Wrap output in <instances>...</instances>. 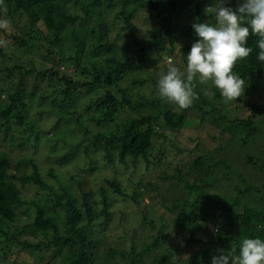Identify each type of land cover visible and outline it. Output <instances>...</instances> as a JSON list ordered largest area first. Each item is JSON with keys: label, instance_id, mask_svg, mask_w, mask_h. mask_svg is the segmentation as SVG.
Instances as JSON below:
<instances>
[{"label": "trees", "instance_id": "trees-1", "mask_svg": "<svg viewBox=\"0 0 264 264\" xmlns=\"http://www.w3.org/2000/svg\"><path fill=\"white\" fill-rule=\"evenodd\" d=\"M220 1L5 0L3 6L0 4V18H4L2 7L10 16L16 13L25 16L27 26L22 28L21 34L12 35L13 44L21 50L19 52L27 53L28 49L38 47L45 40L47 31H51L53 39L49 41V44L59 46L57 55H54L53 50H48L51 55L55 56L54 65L73 66L72 72L76 73L79 78L67 72L61 74L54 65L37 73L36 76L32 75V66L21 73V70L25 68L24 63L27 61L29 65H32V62L29 59L30 63L18 54L15 57L19 61L18 64L0 68V74H5L8 78L19 72L17 82L11 84L14 89L8 94V100L0 106V135L7 136L12 123L24 124L26 128L32 129L33 123L29 120V101L37 98L40 107L41 104L47 102L43 88L41 89L35 83L30 86L25 84V76L29 75L30 78H34V82L46 78L47 85L52 82L59 85L57 92H53L58 97L50 102L52 106L55 105V108H52L55 110V123L59 122L60 114H67L76 127H82L84 131L88 130L86 124L81 123L79 114L75 110L71 111L67 105L70 104L69 102H74L81 93L96 86L102 89L94 100L86 103L85 108L88 110V122H92L96 127L107 126L109 128L98 130L92 135L93 146L102 150V156L109 163L117 159L118 162L125 165L131 164L134 168L140 161L145 162L147 167L161 164V157L151 158V152L155 148L154 138L164 137L166 131L176 132L184 126L188 119L187 114L192 111H198L201 123H207L217 128L220 133L230 136V143L246 147L252 141L251 139L258 135L260 129L257 120L264 117V102L261 105L254 101L248 102L246 104L248 115L245 117L234 115L232 118H227L220 107L223 104V97L219 91L211 85L212 95L203 94L205 89L202 84L195 82L193 103L186 109H180L175 105L163 103L159 99L156 93L157 76L152 75L150 79L133 76V72L141 70L146 61L154 60L151 53L163 52L166 49L173 50L175 42L173 32L178 28L175 18L182 11H191L190 7L194 5V11H191L196 17L194 23H215L214 15H205L204 8L215 7ZM225 6L235 9L238 4L231 0ZM148 11L156 18L158 26L148 30L146 36L138 37L135 34L134 20L139 12ZM150 18L151 15L149 18L146 16V20ZM192 24L181 28L180 31L185 38L196 41L199 38L195 36ZM3 31L0 30V32ZM127 34H130V43L119 47L118 39ZM256 40V37L249 36L247 46L253 51L247 58L237 61L233 68V72L244 81V84L248 82L244 90L249 93L264 91V65L257 60ZM94 46H99V55L107 54L101 58L105 60V65L97 67L96 64L90 62L89 68L83 63L84 54L85 50L94 51L92 49ZM118 48L133 50V55H126L125 59L120 60L115 53H112ZM187 49L188 46L181 51L185 52ZM165 69L167 71L166 66ZM125 79L131 85L130 88L128 84L126 87L123 86ZM147 82L152 88L151 96L131 93L134 86H144ZM58 98L60 105L57 106ZM237 100L241 98L238 97ZM43 108L45 107L38 109L39 114L44 113ZM126 108L136 116L131 115L125 121L115 123L113 128L118 113ZM37 123L39 124L40 120ZM25 141L36 146L40 142V137L39 135H35L32 139L23 137L19 139V145ZM78 147L79 145L77 148L71 147L69 151L76 152ZM223 151L224 147L220 145L215 149L218 154ZM180 152L183 151L180 150ZM67 156L65 153L62 158ZM245 158L253 165V168L261 173L264 180V158L257 161L248 153H245ZM10 160L7 154L0 152V239L3 238L4 242L16 240V232L15 230L9 231V224L18 220V210L28 204L22 199L21 190L16 186V181H19L22 187L31 183L39 184L42 188L49 189L55 195L56 200L47 207L34 202L36 206L34 219L32 222L24 223L21 231L33 237L41 235L44 238H48L50 232L51 238L47 242L38 243L24 240L21 250L34 251L52 245L53 250L58 251V254L62 253L61 260L65 264H93L99 240L90 238L92 231L89 223H82L83 219L88 216L91 224L95 215L89 202V193L81 189L85 208L83 211L78 206L76 198L71 196L66 189L58 195L48 187L41 180L37 166L32 161H19L18 166L31 164L35 172L18 177L9 170ZM164 162L167 163V161ZM232 178L241 184V188L230 195L226 192L225 186ZM158 180L169 181L166 189L169 193H173L177 187L182 191L170 202V205H167L166 201L171 195H165L155 186L156 184L149 183L151 190L155 191L159 204L169 213L176 212L175 221L178 224L191 226L198 233L205 234L207 238L197 237L195 232L189 237H184L186 241H193L194 244L200 245L192 256L178 264H212L214 257L227 255L233 249L238 252V243L245 237L264 239V227H262L264 226V182L257 185L247 181L226 157L217 158L212 153L199 155L188 169L182 170L178 167L172 174L162 172ZM107 183L114 188V191L122 194L117 182L107 180ZM222 187L225 189H221ZM100 192L103 203V210L100 214L108 217L106 211L109 203L106 190L102 187ZM63 199L65 202H62ZM55 206L61 207L64 211L63 231L58 222L59 215L54 216L56 212L52 213V208ZM187 206L194 208L195 211L187 213L185 210ZM200 214L201 217H199ZM143 221L147 223L145 218ZM152 239L151 243H144L139 249L132 244L128 253L109 247L107 250L109 258L105 256L101 258L105 262L110 260L116 263L115 256L118 255L124 259L127 254L130 257L127 264H146L143 260L144 254L155 247L159 235H152ZM1 242L0 240V244ZM4 247H0V258L7 256L8 249ZM62 250L65 251L62 252ZM147 264H177V260L172 258V251L167 249L163 254L152 255Z\"/></svg>", "mask_w": 264, "mask_h": 264}, {"label": "rangeland", "instance_id": "rangeland-1", "mask_svg": "<svg viewBox=\"0 0 264 264\" xmlns=\"http://www.w3.org/2000/svg\"><path fill=\"white\" fill-rule=\"evenodd\" d=\"M228 1L231 0H221L220 2L225 5ZM232 1L237 2V0ZM220 2L213 8L219 7ZM193 7L194 5L190 7L192 8L191 11H194ZM2 11L4 19L10 21V26L8 30L0 32V68L18 64L19 61L15 58L18 54L28 61L30 59L32 62V65H29L26 61L24 63L25 68L21 70V73L32 66V75L36 76L37 73L53 66L55 56L51 55L48 50H53L54 55H57L59 46L57 44H49V41L53 39L51 31H47L45 40L38 47H32L28 49L27 53L21 54L19 52L21 50L15 46L16 44H13L12 35L14 33L21 34L22 28L27 26L25 25V16H21L18 13L10 16L4 7H2ZM191 11L184 10L175 18L178 28L173 32L175 37L173 50H170L167 45L169 50L151 53L150 55L154 60L151 62L146 61L142 65L143 68L141 70L134 71V77L150 79L152 75H155L159 78L161 73L166 72L165 66L168 68L170 64L181 70L186 67L185 55L190 51L195 40L185 38L180 30L196 21V17ZM149 15H151V18L146 20V16L149 18ZM157 26L158 21L149 11L139 12L134 20L135 34L138 37L146 36L148 30ZM40 27L43 28L41 24ZM130 40V34H127L120 37L117 43L119 47L126 46L130 43ZM186 46H188V49L185 52L181 51ZM92 49L94 51L85 50L84 65L89 68L90 62L96 64L97 67L105 65V60L101 58L107 54L101 53L99 55V46H94ZM112 53H115L120 60H123L127 57L126 55H133V50L118 48ZM55 67L61 74L67 72L69 75L79 78L76 73L72 72L73 66L65 67L61 64ZM18 73L10 78L5 74H0V106L8 100V94L14 89L11 84L17 82ZM33 80L34 78L26 75L24 82L28 86L35 83L41 89L43 88L47 102L41 104L40 107L37 98L29 101V120L33 123V128L29 129L24 124L12 123L7 136L5 134L0 135V152L10 157L9 170L18 177L31 175L35 172L31 164L18 166L19 161H32L37 166V172L41 180L48 187L58 195L62 194L63 189H66L71 196L76 198L78 206L83 211L85 208L83 207L81 189L83 188L84 192L89 193V202L95 215L94 219L91 220V224L88 221V216L83 219L82 223H89L92 231L90 238L98 239L100 243V245L98 243L95 250L93 264H127L130 261V257L127 254L124 259L118 255L115 256L114 260H116V263L110 260L105 262L101 257L109 258L107 253L109 247L120 249L126 253L130 251L132 244H134L136 249H139L144 243L152 242V235H159V239L155 247L144 254L143 260L146 261V264L149 263L152 255L156 253L163 254L167 249L172 251V258H176L178 264L192 256L200 245L194 244L193 241H186L184 237H189L191 233L195 232L197 237L207 239L205 234L198 233L191 226L186 227V225L178 224L175 221L176 212L169 213L166 208L159 204L155 191L151 190L149 183L156 184L155 186L165 195H171L166 201L167 205H170V202L182 192L178 187L175 188L173 193L167 192L169 181L162 182L158 180V176L162 172L172 174L174 169L178 167L186 170L199 155L212 153L217 158L220 156L226 157L242 173L243 177L252 184L260 185L264 182L260 175L261 173L256 168H253V165L248 163L245 158V153L252 155L257 161L264 158V117L257 120V125L260 129L258 135L253 137L246 147H239L237 144L234 145L233 142L230 143L231 137L227 134L220 133L217 128L207 123H201L198 111H192L187 114L188 119L184 126L176 132L166 131L164 137L154 138L155 148L151 152V158L158 159L161 157V164L147 167L145 162L140 161L134 168L131 164L125 165L118 162L117 159H114L113 163H109L102 156V150L93 146V133L101 129H109L107 126L96 127L92 122H88L89 115L85 105L102 92L99 86L81 93L76 100L74 99L75 101L73 100L74 102H69L70 104L67 105L71 111L75 110L79 114V121L86 124L88 130L84 131L82 127H76V124L67 114H60L59 122L55 123V110H52L55 105L52 106L50 102L53 98L58 97L53 92H57V89L60 88L59 85L56 82L47 85L46 78L45 80L39 79L36 82ZM126 82V79L123 80V86L126 87L128 84L130 88L131 85ZM201 84L205 89L203 94L212 95V83L209 81ZM247 84L248 82L246 81L244 86ZM151 92V85L147 82L144 86H134L131 93L133 95L140 93L151 96ZM240 98L241 100H225L223 98V104L220 107H222V113L227 118H232L234 115H244L243 117L248 115L249 111L246 104L254 101L261 105L264 102V91L249 93L243 89ZM59 102L58 98L57 106L60 105ZM42 107H45L42 109L44 113L39 114L38 109L41 110ZM131 115L136 116L135 113H130L127 108L125 110L121 109L112 127L114 128L115 123L118 124L125 121ZM39 120L40 123L38 124ZM35 135L40 137V142L36 146H32L28 141L19 145V139L23 137L32 139ZM77 145L79 147L76 152L69 151L71 147L77 148ZM219 145L224 147V151L218 154L215 149ZM180 150L183 152H180ZM65 153L68 156L62 158ZM164 161H167V163ZM107 180L117 182L120 185L122 194L114 191V188L107 183ZM15 184L21 190L22 199L27 201L28 204L18 210V220L9 224V231L15 230L16 232V240L4 242L3 238L0 239L2 241L0 247L5 246L4 248L8 249L6 258H0V264H65L61 260L63 258L62 253L58 254V251L53 250L52 245L48 248L42 247L34 251L21 250L24 240L38 243L40 241L47 242L51 238L50 232L48 233V238H44L41 235L33 237L23 233L21 227L24 223L33 221L36 212L34 202L40 206L47 207L51 206L56 197L49 189H44L39 184L31 183L23 187L19 181H16ZM102 187L106 190L108 197L109 205L106 211L109 215L108 217L100 214L103 210L102 194L100 192ZM225 187L226 192L233 195L237 189L241 188V184L232 178ZM225 187L221 189H225ZM62 202H65V200L63 199ZM53 208L52 213L56 212L54 216L59 215L60 219H58V222L60 229L63 231L64 211L58 206ZM185 210H187V213H189L188 211H195L190 206H187ZM199 217H201V214ZM143 218L146 219L147 223L143 221ZM103 237H106V240ZM65 250H62V252Z\"/></svg>", "mask_w": 264, "mask_h": 264}, {"label": "clouds", "instance_id": "clouds-1", "mask_svg": "<svg viewBox=\"0 0 264 264\" xmlns=\"http://www.w3.org/2000/svg\"><path fill=\"white\" fill-rule=\"evenodd\" d=\"M3 4V0H0ZM238 6L205 8L215 23L192 24L197 39L186 56V67L181 70L171 64L159 75L156 93L163 103L180 109L191 106L195 99V82H211L225 100H236L244 89V81L233 72L239 60L253 51L247 46L249 36H254L257 60L264 65V0H237ZM10 21L0 18V30H8ZM264 227V226H262ZM212 264H264V239L245 237L227 255L214 257Z\"/></svg>", "mask_w": 264, "mask_h": 264}]
</instances>
